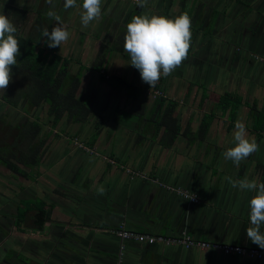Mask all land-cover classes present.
<instances>
[{
    "label": "crops",
    "instance_id": "0c3cea01",
    "mask_svg": "<svg viewBox=\"0 0 264 264\" xmlns=\"http://www.w3.org/2000/svg\"><path fill=\"white\" fill-rule=\"evenodd\" d=\"M64 2L53 0L52 10L70 37L60 47L46 43V48L68 62L63 91L78 79L75 95L86 101L89 115L75 122L65 113L52 126L47 108L18 109L20 127L41 124L29 148L41 152L36 164L21 168L25 176L11 178L12 200L0 195L1 206L15 209L5 220L15 225L22 203L42 206L50 216L39 228L42 215L29 209L25 230L13 237L16 252L26 259L27 243L43 240L51 242V255L32 252L30 264H264L210 250L136 243H126L120 256L114 235L123 226L264 250L246 233L255 193L233 188L226 179L264 182V65L251 58L264 55V0H148L143 8L136 0H102L101 18L87 27L81 24L83 0L67 10ZM8 4L27 10V20L15 23L25 35L38 33V21L49 32L57 25L46 15V0ZM182 13L192 21L188 57L150 88L124 50L126 25L136 15L174 19ZM103 54V68L97 71ZM154 90L162 94L153 98ZM237 120L259 144V151L238 167L222 155L235 144ZM74 139L89 152L76 148ZM101 186L103 195L97 192ZM168 187L194 193L199 204Z\"/></svg>",
    "mask_w": 264,
    "mask_h": 264
},
{
    "label": "clouds",
    "instance_id": "9594fccd",
    "mask_svg": "<svg viewBox=\"0 0 264 264\" xmlns=\"http://www.w3.org/2000/svg\"><path fill=\"white\" fill-rule=\"evenodd\" d=\"M50 10L46 15L53 18L57 25L49 32L44 28L42 36L49 48L60 47L70 37L67 26L61 21L60 15L54 10L53 0H46ZM139 7L147 5L148 0H136ZM64 9L78 7L77 0H65ZM81 24L87 27L97 21L102 14V0H83ZM192 21L187 13L176 18L162 15H136L127 23L124 37V50L130 55L131 65L139 70L143 82L150 88L161 79L167 77L187 59L191 48ZM18 29L8 15L0 12V92L5 93L12 82V66L17 63V56L21 55L19 41L16 37ZM234 146L222 153L225 160H230L237 167L253 153L259 151V144L255 137L249 136L244 122L237 120L233 134ZM233 188L251 191L255 195L249 202L250 225L246 229L247 238L264 249V182H257L247 177L234 180L226 177ZM103 186L97 189L98 194L105 193ZM195 194H185V200H194Z\"/></svg>",
    "mask_w": 264,
    "mask_h": 264
},
{
    "label": "trees",
    "instance_id": "16d2710c",
    "mask_svg": "<svg viewBox=\"0 0 264 264\" xmlns=\"http://www.w3.org/2000/svg\"><path fill=\"white\" fill-rule=\"evenodd\" d=\"M1 4L2 12L8 15L14 25L20 22L23 24L29 17L26 9L19 10L5 2ZM41 23L40 21L35 23L36 27L38 26V33L33 37L25 35L21 30L17 31L16 37L19 41L21 55L17 56V63L12 66V79L15 78L18 83L22 82L19 86L23 91L15 89V95L0 93V105L3 102L14 110L23 105L34 109L47 108L46 116L52 126L57 125L65 113L73 118V121L82 122L87 119L89 109L83 98H76L75 93L79 89V81L78 79L73 80L70 90L63 91L68 80V62L52 53L51 50H47L45 42L47 38L42 36ZM103 47L105 49L104 44L100 48L103 50ZM104 61L105 55L103 54L100 56L97 71L103 68ZM12 126L14 128L10 126V130L19 128V131L15 129L17 134L13 133L15 134L14 138L12 137L14 144L8 145L6 142H0V172L4 171V168L10 176L14 174L25 176L21 168L36 164V158L41 152L40 147L29 149L30 144L41 131V124L34 121L26 122L21 127L18 124ZM29 209L39 210V215H42V221L36 223L39 228L50 216L49 211H45L42 206L27 204L25 207L22 203L15 218V226L18 229H21Z\"/></svg>",
    "mask_w": 264,
    "mask_h": 264
},
{
    "label": "built area",
    "instance_id": "2783aa9c",
    "mask_svg": "<svg viewBox=\"0 0 264 264\" xmlns=\"http://www.w3.org/2000/svg\"><path fill=\"white\" fill-rule=\"evenodd\" d=\"M255 62L264 65V55H252L251 57ZM162 93L158 90L152 92L153 98L160 96ZM76 148L89 152V150L78 139L73 141ZM95 154V153H93ZM168 191L185 199V194L190 195L187 191L181 189L167 188ZM196 197V196H195ZM192 205L199 204V199L196 197L194 200H187ZM114 235L120 241L119 253L120 256L125 250L126 243H136L140 245L155 246L161 245L164 247H181L184 250L197 249L200 251H214L222 256H235L244 258L249 261L264 262V250H257L255 248H245L238 245L231 244H217L207 243L202 241H194L186 235L175 237H163L158 235H151L146 233H139L125 229L123 226L114 232Z\"/></svg>",
    "mask_w": 264,
    "mask_h": 264
},
{
    "label": "rangeland",
    "instance_id": "374dc122",
    "mask_svg": "<svg viewBox=\"0 0 264 264\" xmlns=\"http://www.w3.org/2000/svg\"><path fill=\"white\" fill-rule=\"evenodd\" d=\"M3 1H5L6 4H8L10 2H12V3L15 2V0H0V12H1V6H2L1 3ZM24 1H26V0H24ZM11 83L12 84L8 86V88L5 91V93L11 94V95H13V94L15 95L16 94V92L14 91L15 89H20L21 91H23L21 86H19L22 83L21 81H19V83H18L17 80L14 78V79H12ZM0 93H2V92H0ZM18 109H16V110L11 109L7 105H5L3 102L1 103V105H0V142H6V143H8V145L14 144V141L12 140V137L14 138L15 134H17V131H19V128H15L17 130L16 131L15 129L10 130L9 127L11 126V127L14 128V126H12V125L17 124V122L20 123V118H21L20 116L23 113H21V110H18ZM24 124H26V123H24ZM13 133H15V134L13 135ZM4 173H6V171H2V173H1L0 184H2L5 187H9V182L12 179L10 177L4 178L5 176H8V175H6ZM10 183H12V181ZM2 190H3V188H2ZM4 194L8 195V194H10V192L9 191H5V192L1 193L0 195L3 196ZM20 230H25V229L22 227ZM32 231L34 232V230H32ZM18 233L19 232H17L14 228H11L9 236H10V238H13L14 236H16V237L18 236L19 237L20 235ZM10 238H9V243L12 245V243L10 242ZM1 254L6 256L5 257L6 258L5 261L7 263L14 264L13 260H12V259H14V255L11 254V252H9L8 249H6V251L2 252ZM15 259H17L16 262L18 260H20L24 264H30V261L27 258L23 259L18 254L15 255Z\"/></svg>",
    "mask_w": 264,
    "mask_h": 264
},
{
    "label": "flooded vegetation",
    "instance_id": "af4514ba",
    "mask_svg": "<svg viewBox=\"0 0 264 264\" xmlns=\"http://www.w3.org/2000/svg\"><path fill=\"white\" fill-rule=\"evenodd\" d=\"M3 170L6 171L4 168H3ZM1 173H2V171L0 172V176H1ZM4 174L7 175L9 173L6 172ZM6 177L13 178V176H10V174L8 176H5L4 178H6ZM11 181L13 182V180H10V182ZM10 182H9V187H5L2 184H0V186L3 188L4 192L5 191H9L10 192V194L6 195V197H7L6 200H9V201L12 200V197H13V194H14V190L12 188V183H10ZM1 187H0V190H2ZM3 202H4V200L1 199L0 200V240L3 239L4 242L0 241V264H8L4 260L5 258L3 259V257H2L3 255L1 254L2 252H5L6 249H8L9 252H11V254H13V255L14 254L15 255L18 254L20 256L21 253L20 252H16V250H15V247L13 245L15 238H10V236H9L11 228H14L17 232H19V229L14 225V223L12 221L5 220V216H4L5 214L11 215L15 211V209L12 208L11 204H4L3 206H1V204ZM9 238H10V242L12 243V245L9 243ZM41 241H42V243H40ZM40 242L31 241L32 244L31 243H27V249L28 250L25 253L28 256L27 259L29 261H31L30 257H31L32 252H35V254H38L39 256H41V258H44L43 256L45 254H47L48 252L51 255L52 249H53L51 242L43 241V240H40ZM4 257H6V256H4ZM41 262H42V260H41ZM15 263L19 264L18 262H15Z\"/></svg>",
    "mask_w": 264,
    "mask_h": 264
}]
</instances>
